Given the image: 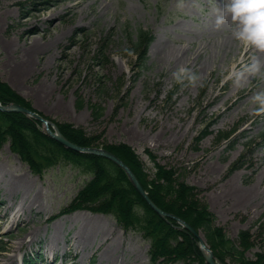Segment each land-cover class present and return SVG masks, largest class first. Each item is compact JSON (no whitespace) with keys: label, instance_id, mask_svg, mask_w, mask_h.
<instances>
[{"label":"rangeland","instance_id":"374dc122","mask_svg":"<svg viewBox=\"0 0 264 264\" xmlns=\"http://www.w3.org/2000/svg\"><path fill=\"white\" fill-rule=\"evenodd\" d=\"M222 7L223 0H0V81L52 123L129 145L152 176L149 151L197 189L227 238L249 233L246 257L254 259L264 254V114L255 115L251 97L264 90V68L240 86L233 73L243 70L236 63L247 49L246 65L264 54L234 38L230 17L216 23ZM139 29L153 36L144 59L129 36ZM180 68L198 77L195 86L176 81ZM89 180L70 164L34 175L4 144L0 264L27 256L35 264H152L149 240L112 215L59 214Z\"/></svg>","mask_w":264,"mask_h":264},{"label":"trees","instance_id":"16d2710c","mask_svg":"<svg viewBox=\"0 0 264 264\" xmlns=\"http://www.w3.org/2000/svg\"><path fill=\"white\" fill-rule=\"evenodd\" d=\"M129 36L132 51L138 54V59H144L153 41L152 34L139 29L131 31ZM11 103L36 112L29 102L0 81V104ZM53 124L71 143L81 147H101L120 159L159 209L204 234L219 263L228 264L226 260H230V264H264L262 253L255 254L254 259L246 257V252L253 247L248 232H240L236 241L227 238L223 229L215 225L214 215L199 201L197 189L180 181L174 169L156 163L149 151L146 153L155 169L152 176L145 171L143 162L129 145L100 142L101 135L87 136L71 124ZM6 143L34 175H41L44 170L58 164H70L90 176L73 200L60 210V215L81 210L112 215L122 228L141 232L149 240L152 264L158 261L205 264L195 239L178 230L174 220L166 221L159 217L135 191L125 173L112 162L65 149L42 132L40 123L19 113L0 112V149ZM24 264H33V258H25Z\"/></svg>","mask_w":264,"mask_h":264},{"label":"clouds","instance_id":"9594fccd","mask_svg":"<svg viewBox=\"0 0 264 264\" xmlns=\"http://www.w3.org/2000/svg\"><path fill=\"white\" fill-rule=\"evenodd\" d=\"M222 15L218 16L216 23L222 25L230 17L233 23V36L244 43L246 47L253 48L264 54V0H223ZM264 68V61L254 56L251 63L245 65L239 73H233L237 86L241 80L254 77ZM178 83L187 80L195 86L198 77L188 69L180 68L173 73ZM258 105L255 115L264 114V90L255 93L251 97Z\"/></svg>","mask_w":264,"mask_h":264},{"label":"water","instance_id":"95a60500","mask_svg":"<svg viewBox=\"0 0 264 264\" xmlns=\"http://www.w3.org/2000/svg\"><path fill=\"white\" fill-rule=\"evenodd\" d=\"M0 111L6 112V113H20V114L26 115L27 117L32 118V119L36 120L37 122L41 123L43 126V132L45 133V135H47L49 138H51L52 140H54L57 143H59L60 145H62L64 148L72 150V151L77 152V153L99 156V157L105 158V159L109 160L110 162L114 163L115 165H117L119 168H121L125 172L128 180L130 181L133 188L138 192V194L144 199L146 204L157 215H159L163 219L175 220L178 223L180 230L189 233L190 235H192V237H194L197 240V246L199 248V251H200L202 257L205 260V264H219L215 260L214 255L212 254L211 250L206 246L204 240L199 236V234L191 226H189L187 223H185L184 221L180 220L179 218H177L173 215H170V214L165 213L162 210H160L148 198L147 193L143 190L139 181L137 180L135 175L131 172V170L116 156H114L113 154H111L110 152H108L102 148H87V147H81V146H78V145L71 143L65 137H63V135H61L59 130L55 126H53L49 121L45 120L44 118L39 116L37 113L32 112L29 109H27L23 106H20L18 104L13 103V104H9L6 106H2L0 104Z\"/></svg>","mask_w":264,"mask_h":264},{"label":"bare ground","instance_id":"6f19581e","mask_svg":"<svg viewBox=\"0 0 264 264\" xmlns=\"http://www.w3.org/2000/svg\"><path fill=\"white\" fill-rule=\"evenodd\" d=\"M251 53H252L251 50L247 49V51H245L243 56H242V60L239 61L238 63H236V66H238V67L243 66L244 67L246 65L245 62L247 61V57H249L251 55ZM244 197H245V195L243 197H241V199Z\"/></svg>","mask_w":264,"mask_h":264}]
</instances>
